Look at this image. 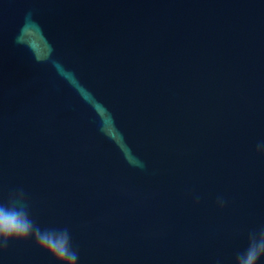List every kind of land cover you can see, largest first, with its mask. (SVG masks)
I'll use <instances>...</instances> for the list:
<instances>
[{"label": "water", "instance_id": "1", "mask_svg": "<svg viewBox=\"0 0 264 264\" xmlns=\"http://www.w3.org/2000/svg\"><path fill=\"white\" fill-rule=\"evenodd\" d=\"M261 142L264 0H0V195L78 264H234ZM0 264L57 261L28 240Z\"/></svg>", "mask_w": 264, "mask_h": 264}, {"label": "clouds", "instance_id": "2", "mask_svg": "<svg viewBox=\"0 0 264 264\" xmlns=\"http://www.w3.org/2000/svg\"><path fill=\"white\" fill-rule=\"evenodd\" d=\"M28 15L31 16V12ZM256 150L264 154V142L257 144ZM216 203L223 208L226 201L217 197ZM28 240L51 255L57 264H78L79 251L73 246L69 228H42L32 217L27 193L19 187L10 190L6 198L0 195V253L8 249L10 241ZM262 259L264 225L248 231L247 245L235 253L234 264H260ZM215 264H221V261L218 259Z\"/></svg>", "mask_w": 264, "mask_h": 264}]
</instances>
